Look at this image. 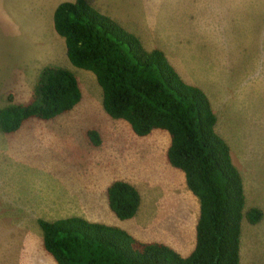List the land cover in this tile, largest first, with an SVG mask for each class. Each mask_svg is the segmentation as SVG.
I'll list each match as a JSON object with an SVG mask.
<instances>
[{
  "label": "rangeland",
  "instance_id": "rangeland-1",
  "mask_svg": "<svg viewBox=\"0 0 264 264\" xmlns=\"http://www.w3.org/2000/svg\"><path fill=\"white\" fill-rule=\"evenodd\" d=\"M64 1L70 0H0V108L9 96L13 104L28 102L47 67L73 72L81 91L70 112L0 132V264H55L42 248L38 221L73 215L135 238L136 220L141 231L155 230L154 241L188 256L199 203L166 161L169 137L163 131L137 137L106 115L94 76L71 66L50 24L53 7ZM86 2L134 26L145 49L162 50L182 80L207 95L216 132L245 179V210L263 212L257 225L242 221L239 264H264V0ZM113 181L143 185L141 191L152 184L153 201L144 200L135 220L120 221L110 211L104 188Z\"/></svg>",
  "mask_w": 264,
  "mask_h": 264
},
{
  "label": "trees",
  "instance_id": "trees-1",
  "mask_svg": "<svg viewBox=\"0 0 264 264\" xmlns=\"http://www.w3.org/2000/svg\"><path fill=\"white\" fill-rule=\"evenodd\" d=\"M52 22L71 66L94 76L106 115L128 124L137 137L153 131L168 135L166 161L183 173L199 215L195 246L186 257L81 217L39 220L43 250L55 264H239L242 221L257 225L263 212L245 210L242 176L229 145L216 132L217 117L207 95L185 83L162 50L145 49L136 35L85 0L58 4ZM80 100L73 72L44 68L28 102L13 104L9 96V104L0 108V132L11 135L30 120L50 121ZM88 138L98 145L96 132H88ZM105 193L118 220L135 217L141 198L134 186L113 181Z\"/></svg>",
  "mask_w": 264,
  "mask_h": 264
},
{
  "label": "crops",
  "instance_id": "crops-1",
  "mask_svg": "<svg viewBox=\"0 0 264 264\" xmlns=\"http://www.w3.org/2000/svg\"><path fill=\"white\" fill-rule=\"evenodd\" d=\"M73 1H75V0H70V1H64V2H73ZM87 1V0H86ZM60 3H62V2H60ZM59 3V4H60ZM58 5V4H57ZM57 5L55 6V7H53V11H52V14H51V17H50V24L52 25V28H53V22H52V17H53V12H54V10H55V8L57 7ZM32 10H33V5H32V8H31ZM105 15L106 16H108L106 13H105ZM109 18H111V16H108ZM111 19H113V18H111ZM114 20V19H113ZM115 21V20H114ZM120 21V25H121V23H123L124 24V22H123V20L122 19H120L119 20ZM116 22V21H115ZM126 24H127V22H126ZM136 25H138V24H136ZM123 28H125L127 31H129L130 33H132V34H134V35H136L137 36V34H138V31H136L135 30V27L134 26H124V25H121ZM150 50H152V49H150ZM242 176V175H241ZM242 180H243V185H244V191H245V179H244V177L242 176ZM111 184V183H110ZM109 184V185H110ZM149 184V183H148ZM108 185V186H109ZM136 189H137V191H138V193H139V195H140V198H141V202H140V206H139V209H141V207L142 206H144V200L146 199L147 201H148V203H150V202H152L153 201V199H152V193H153V190H152V188H151V185L152 184H149V187L148 186H146V188L145 189H143V191H141V188L143 187V185H141L140 187H137V185H135V184H132ZM106 187L107 186H105V188H104V190H105V192H106ZM192 201H194V200H192ZM193 204V203H192ZM148 205V204H147ZM146 205V206H147ZM75 208V207H74ZM196 208L198 209L199 208V205H197V203H196ZM76 209V208H75ZM139 209H138V211H137V213H136V215H135V217L134 218H132V219H130V220H132L133 221V219L135 220L137 217H138V214H139ZM188 210V209H187ZM187 212L188 211H186V213H185V218L187 217ZM68 217H72V216H68ZM73 217H81V216H78V215H76V216H74L73 215ZM82 218V217H81ZM185 220V219H184ZM183 220V221H184ZM197 220H198V217H197ZM131 223H133L135 226H137L138 227V230H137V234H138V236L139 237H134L135 239H137V240H139V241H141V242H156V241H154L155 239V234H154V229L153 228H150L149 226L147 227V229H145L144 231H141V225H138V223L136 222V220L135 221H133V222H131ZM197 223V222H196ZM196 226V225H195ZM182 227V226H181ZM127 232V231H126ZM41 233V232H40ZM42 235V234H41ZM132 236V235H131ZM133 237V236H132ZM150 237H153L152 239H149ZM156 243H158V242H156ZM165 245V244H164ZM167 246V245H166ZM177 252H179V250L180 251H183L181 248H178V249H175ZM192 252V251H191ZM179 254V253H178ZM181 254H183V253H181ZM180 254V255H181ZM181 256H183V255H181ZM184 257V256H183ZM186 257V256H185Z\"/></svg>",
  "mask_w": 264,
  "mask_h": 264
}]
</instances>
